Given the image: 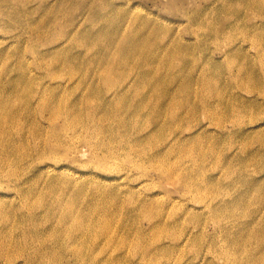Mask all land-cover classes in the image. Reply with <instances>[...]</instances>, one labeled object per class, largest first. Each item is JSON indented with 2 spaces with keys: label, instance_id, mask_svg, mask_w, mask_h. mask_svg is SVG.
I'll return each mask as SVG.
<instances>
[{
  "label": "bare ground",
  "instance_id": "1",
  "mask_svg": "<svg viewBox=\"0 0 264 264\" xmlns=\"http://www.w3.org/2000/svg\"><path fill=\"white\" fill-rule=\"evenodd\" d=\"M33 1L37 4L36 9L42 11V18L35 20V12L32 11L35 9L31 8ZM51 1L54 5L50 7ZM98 2L0 0V29L20 24L15 27L17 32L13 42L0 46L2 68L8 67L11 58L15 60V73L5 79L0 77V185L12 182L19 196L17 201L0 202V264H70L72 260L74 264H123L131 256L125 252L127 247H135L141 252L145 250L150 259H155L159 250L165 249L152 241L146 242L142 231L134 235L133 241H130L129 233L119 235L110 220L95 214L94 203L82 205V202L68 195L76 192L78 198H82L86 196L83 190H72L67 185L55 190L52 183L42 190L39 184L41 180L35 182L33 177L37 171H48L50 165L36 170L34 167L40 155L50 153L59 144L44 149L41 144L35 143L33 151L26 154L27 148L22 142L18 141L19 144L15 145L6 140L11 131H23L25 126L28 129L30 124L23 123L25 117L30 119L31 116L35 121L32 124L35 135L43 130L37 122V115L43 110H48L50 114L47 117L49 126H53L56 118L62 115L68 125L74 126L85 120L98 123L102 112L115 111L123 118L124 113L137 118L148 110L151 119L158 123L156 130L167 129L170 124L172 132L182 127L158 152L150 153L143 162L158 169L159 177L171 181L175 186H182L183 201L194 197L200 199L201 195L213 192L222 178L232 180L237 174L238 169H232L230 163L222 160L227 170L225 174L221 171L224 177L204 175L203 166L208 156L214 155L213 149L209 150L211 147L207 149L203 146L210 135H230L233 131L245 138L264 135V128L261 127L264 122L263 21L247 23L250 18L233 16L228 27L219 29L221 33L232 30L239 32L244 40L255 45L259 53L262 51L260 54L246 52L240 43L230 47V55L227 53L220 60L210 55L206 61L198 63L200 68L196 69L184 66L181 57L183 49L190 47L180 44L183 43L180 41L179 47L169 48L171 45L165 39L175 37L165 27L160 30V25L153 21L154 17L120 8L114 3ZM175 5L171 8L177 9ZM242 5H247L252 14L264 13V0H250L248 4L246 1L228 3L234 14ZM77 12H81L86 20L85 28L79 29L75 25ZM108 12L113 15L109 16ZM28 19L34 23L33 26L27 25ZM46 21L53 23L52 28L44 30ZM236 35H233V39H236ZM28 44L35 47L46 45V48L42 51L30 50L27 56ZM26 56L30 58L29 64L32 63L34 72L31 68H25ZM170 64H174L179 71L170 72L172 75L166 73ZM62 73L69 76L60 81L57 77ZM234 87H237V91L232 90ZM71 96L75 97L73 102H63V98L69 99ZM208 115L216 126L213 133L205 131V126H201L202 121L199 120V117ZM162 116L166 119L164 123H159L158 119ZM123 118L119 119V126L128 127L127 120ZM226 122L231 123L229 129L224 124ZM256 126L259 127L254 129ZM133 138L136 146L144 145L150 143L152 134L147 132L144 138ZM259 141L264 146V139ZM134 147L132 144L128 150ZM182 151L191 155L192 162L197 163L196 167L168 164L166 155L169 152ZM10 156L16 160L10 161ZM243 157L250 163L256 162L259 169L264 168V161L259 163L247 153ZM244 164L246 167L248 163ZM135 166L130 170L138 167ZM178 171L180 173H176ZM261 178L256 174L250 175L248 183L252 188L245 192L244 201L202 204L214 223L216 220L221 223L218 219L221 215L231 220L246 217L242 221L244 227L241 234L235 236L228 232L227 243L220 247V255L233 259V263H237L240 254L251 257L248 260L252 264H260V260L264 259V211H261L264 179ZM54 207L60 210L59 214L53 210ZM97 208L106 209L105 202ZM39 210L43 212L42 217L36 215ZM257 211L260 212L253 216ZM148 213L151 219H155L151 229L158 232L168 228L172 238H168L167 243L180 251L196 239L197 243L201 242L202 237L214 239L213 235L210 238L207 231L200 227L197 213L188 217L190 210L180 208L171 211V207H167L164 211H158L151 208ZM43 219L49 221L47 226ZM188 221L197 223V227L184 230ZM56 224L62 229L53 228ZM114 247L118 251L109 253ZM26 253V260L23 261L21 257H25ZM201 258L204 259L199 254L197 259ZM238 264L247 263L238 261Z\"/></svg>",
  "mask_w": 264,
  "mask_h": 264
},
{
  "label": "rangeland",
  "instance_id": "2",
  "mask_svg": "<svg viewBox=\"0 0 264 264\" xmlns=\"http://www.w3.org/2000/svg\"><path fill=\"white\" fill-rule=\"evenodd\" d=\"M93 1L87 0V3H92ZM98 1L114 3L120 8L134 10L135 12L154 17L155 20L153 21L160 25V30L162 27H165L175 37L169 40V37L165 39V42L171 45L169 48L176 47L177 45L179 47L178 43L180 41L183 42L180 44L190 47L183 49L181 54L184 66L188 68L194 67L199 69L198 63L201 64L204 60L206 61L210 55L211 57L214 56V59L220 60L223 55L227 53L231 54L230 47H236L240 43L246 48V52L254 55L258 52L255 45H251L250 41L244 40V36L239 32L232 30L231 32L225 31L221 33L219 31L221 27H228L232 23L233 16L243 19L250 18L247 20V23L264 22V16H262L264 13L262 15L252 14L247 5H242L239 10H236V14L228 6L229 2L233 4V2L246 1L248 4L250 0ZM33 2L31 8L35 10H31L35 12V20L42 18V11L40 9L37 10V4L35 1ZM52 2H49L50 7L54 5ZM173 4H176L177 9L171 8ZM64 8L68 7L64 6ZM61 9L63 10V8ZM108 15L112 16L113 13L108 12ZM26 23L32 26L34 24L29 19ZM74 23L79 29L86 27V20L83 19L81 12L76 13ZM19 25V23H15L12 26H3V29H0V46L13 42V36L15 37L17 32L15 27H19ZM52 25L51 21H46L44 30L52 28ZM126 28H128V25H126ZM235 34H237L236 39H233V35ZM45 48L46 45H37L35 47V45L28 44L26 55H30V50L42 51ZM262 51L264 53V50ZM27 56L24 66L26 69L31 68L34 72L32 63L29 64L30 58ZM13 61H15L14 58L9 60L10 64L6 69L0 66L1 78L5 79L15 73ZM166 70V73L169 75L179 71L174 67V64L168 65ZM170 72L173 73L170 74ZM67 76L69 75L62 73L57 78L61 81V79ZM236 89L237 87L232 88L234 91H237ZM238 91H241V89ZM74 98V96L69 97V99L63 98V102L71 103V101H74ZM143 113L142 115H138L137 118L124 113L123 116H125L123 118L119 114H116L115 111L113 113L102 112L99 115L100 120L98 123L94 124L93 121L85 120L83 122L79 121L74 126L68 125L62 115V117L56 118L53 126H49L50 122L47 120V117L50 114L48 110H43L37 115V119L39 120L37 122L43 127L41 132H37L35 135L32 128V124L35 121L31 116L29 117L30 119L25 117L23 123L30 124L28 129L25 126L23 131H11L6 140H10L15 145L22 142L24 148H27L26 154L29 151H33L35 143L41 144L44 149L58 143L59 145L55 150L50 153L48 152V154L43 153L40 155L38 163L34 167L36 170L40 167L42 168L44 165H50L48 171L44 169L39 173L37 171L33 177L36 180L35 182L38 179L39 181L41 180V182H38L42 190L48 188L51 183L55 190L64 187V185H67L72 190H83L86 196L82 198H78L76 192H70L68 195L75 198V200L77 199L79 203L82 202V205H85L87 202L94 203L96 205L95 214L99 218L110 220L112 225L116 226L114 229H116L119 235L125 236L129 233L131 234L130 241H133L134 235L138 231H142L147 238L146 242L152 241L156 246L162 245L165 247V249L159 250L155 259H150L151 257L146 254L145 250L141 252L135 247L132 248L130 246L131 249L127 247L125 248V252L131 256L128 262L125 259L123 264H238V261L252 264L248 260L252 258L243 254L239 255L237 263H233V259L231 260L220 255L222 253L221 245L227 243L228 232L239 236L244 227V222L242 223V221H245L246 217L242 216L238 220H231L227 216L223 217L224 215H221L218 218L221 223L218 220L214 223L210 216H208V211L202 208V204L207 202L210 205H220L223 202L231 204L232 201L236 200L242 199L244 201L245 198L243 196L245 192L251 191L252 188L248 183L250 175L256 174L258 177L261 176L262 180L264 179V176H262L264 175V168L259 169L260 167H258L256 162L250 163L249 160L243 157L247 153L248 156L251 155L254 157L253 160H257L259 163L264 161L262 158L264 146L259 144V139H264V135L262 134L261 137V135L257 134L251 138H245L233 133L236 131H233L230 135L216 137L210 135L211 137L203 142V146L207 149L211 147L209 150L213 149L214 155L210 154L211 156H208L206 164L203 166L204 175L206 177L220 176L222 175L221 171L225 174L227 170L221 163L222 160L226 164L230 163L232 169H238L236 171L237 174L232 180L222 178L214 187L213 192L207 193L205 196L201 195L200 199L194 197L192 200L183 201L184 190L182 186H175L171 181L159 177L160 173L158 169L151 167L147 162H143L150 153L155 154L158 152L166 142L173 138L174 133L181 130L182 127L181 129L178 127L177 131L172 132L170 124L167 126V129L163 127L162 130H156L155 127L158 123L151 119L149 111L146 110ZM122 118L123 120H127L128 127L119 126L121 123L119 119L122 120ZM165 119V116H162L159 117L158 121L159 123H164ZM199 120L202 121L201 126H205V131L211 133L215 131L216 126L209 115L206 117L201 116ZM224 124H226L228 129L231 127L230 122ZM258 127L256 126L254 129ZM261 127L264 128V122H262ZM147 132L152 134L150 143L136 146V141L133 137L144 138ZM134 133L137 135H133L132 137ZM19 135H22L21 139ZM18 141L19 143H17ZM132 144L135 147L128 150V147ZM166 156L168 164L175 163V165H178L180 163V166H189V168L197 166V163L192 162L191 155H188L186 151L169 152ZM12 160L15 161L16 159L10 156V161ZM244 162L248 163L246 167H244ZM135 165L138 167L130 170ZM258 171L260 172L257 173ZM176 173H180V171ZM65 175L68 177H65ZM222 176L224 177V175ZM17 195V190L13 189L12 182H4L0 185V202L17 201L19 198ZM104 202L106 209H98L97 206L103 205ZM167 207H171V211L180 208L190 210L191 213L188 217H191L193 213H197L201 222L200 227L207 231L210 238L213 235L214 239L202 237L199 243H197L196 239L194 242L191 241L189 245H186L183 251L173 248L172 245L167 243L172 233L168 228L161 229L158 232L151 229V224L155 219H151L148 213V210L151 208L152 210L158 209V211H164ZM53 210H56V214L60 213L58 208L54 207ZM261 211H264V204L261 205ZM259 212H255L253 216H256ZM36 215L42 217L43 212L39 210L36 212ZM222 217L223 219L221 220ZM43 222L46 226L49 224L47 219H43ZM45 224L43 228L46 227ZM177 227L178 225H176ZM196 227L197 223L188 221L184 226V230ZM53 228L59 229L60 226L56 224ZM155 234L159 236L154 237ZM211 240H213L212 243ZM128 244H131V242ZM117 251L118 249L114 247L109 253H116ZM199 254L204 259H197ZM24 256L21 257L23 261L26 260L27 253ZM74 263V260L70 262V264ZM259 263L264 264V259L260 260Z\"/></svg>",
  "mask_w": 264,
  "mask_h": 264
}]
</instances>
